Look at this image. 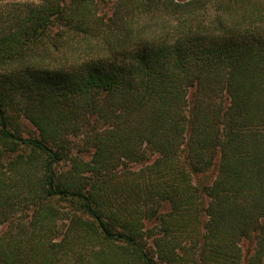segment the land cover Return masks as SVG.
Segmentation results:
<instances>
[{"label": "trees", "instance_id": "obj_1", "mask_svg": "<svg viewBox=\"0 0 264 264\" xmlns=\"http://www.w3.org/2000/svg\"><path fill=\"white\" fill-rule=\"evenodd\" d=\"M252 237L262 264L264 0H0V264H243Z\"/></svg>", "mask_w": 264, "mask_h": 264}, {"label": "rangeland", "instance_id": "obj_2", "mask_svg": "<svg viewBox=\"0 0 264 264\" xmlns=\"http://www.w3.org/2000/svg\"><path fill=\"white\" fill-rule=\"evenodd\" d=\"M214 170L215 169H212L208 173L200 175L201 180L204 181V179L205 180L210 179L215 173ZM193 181L196 183V180H195L194 177H193ZM204 184H205V182H204ZM240 245H241V249H242L243 257H244L243 264H245L246 258L248 257L249 253L252 251V249H253V247L255 245V239L252 237V238H249V239L242 240L240 242ZM261 261H262V264H264V252H263V257H262Z\"/></svg>", "mask_w": 264, "mask_h": 264}]
</instances>
